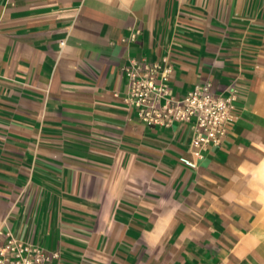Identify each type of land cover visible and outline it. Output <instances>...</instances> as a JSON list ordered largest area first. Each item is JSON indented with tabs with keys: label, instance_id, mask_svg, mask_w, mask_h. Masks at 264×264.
<instances>
[{
	"label": "crops",
	"instance_id": "obj_1",
	"mask_svg": "<svg viewBox=\"0 0 264 264\" xmlns=\"http://www.w3.org/2000/svg\"><path fill=\"white\" fill-rule=\"evenodd\" d=\"M140 60L171 67L176 99L234 86L219 146L138 119ZM8 232L54 264H264V0H0Z\"/></svg>",
	"mask_w": 264,
	"mask_h": 264
},
{
	"label": "built area",
	"instance_id": "obj_2",
	"mask_svg": "<svg viewBox=\"0 0 264 264\" xmlns=\"http://www.w3.org/2000/svg\"><path fill=\"white\" fill-rule=\"evenodd\" d=\"M135 37L136 33H132L130 41ZM123 72L128 80L127 101L141 122L164 128L175 123L188 125L190 145L197 156L221 144L235 110L237 93L233 85L226 94H220L212 90L210 83L199 84L176 99L169 90L171 67L164 62L134 61ZM6 236L0 244V264H54L59 257L56 252L18 241L10 232Z\"/></svg>",
	"mask_w": 264,
	"mask_h": 264
}]
</instances>
